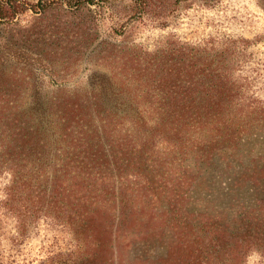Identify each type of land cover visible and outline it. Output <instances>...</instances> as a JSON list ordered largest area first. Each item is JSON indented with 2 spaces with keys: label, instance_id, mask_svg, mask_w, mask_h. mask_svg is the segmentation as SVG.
<instances>
[{
  "label": "trees",
  "instance_id": "obj_1",
  "mask_svg": "<svg viewBox=\"0 0 264 264\" xmlns=\"http://www.w3.org/2000/svg\"><path fill=\"white\" fill-rule=\"evenodd\" d=\"M64 1L73 15L97 0ZM62 3L0 0V22L26 11L38 14L33 20L39 22L52 4ZM30 30L3 40L7 50L0 51V62L13 69L0 73V174L8 176L0 188V242L2 218L13 220L11 240L47 218L71 231L75 248L38 264H243L250 253L264 258V197L247 206L235 194L228 216L186 209L191 188L207 184L206 167L218 163L217 173L225 175L233 169L231 158L240 156V139L264 133V100L247 94L236 68L253 41L165 37L152 50H113L103 40L96 49L113 54L111 75L91 73L84 87L32 86L33 98L21 103L13 96L22 86L12 78L26 63L18 68L13 59L39 44ZM90 35L84 34L87 44ZM127 103L138 117L121 110ZM230 174L237 185L264 186V153ZM162 201L170 219L158 208ZM153 235L165 245L164 258L132 253Z\"/></svg>",
  "mask_w": 264,
  "mask_h": 264
},
{
  "label": "rangeland",
  "instance_id": "obj_2",
  "mask_svg": "<svg viewBox=\"0 0 264 264\" xmlns=\"http://www.w3.org/2000/svg\"><path fill=\"white\" fill-rule=\"evenodd\" d=\"M62 1V4H52L39 22L33 20L38 14L30 11L17 15L12 21L0 22V51L7 50L2 45L3 40L19 35L23 29L30 28L29 32L38 34L39 44L29 52L30 55L20 53L13 59L19 64L18 68L26 63L30 70L26 67L14 69L17 72L13 82L21 85L22 90L13 97L21 103L33 98L32 86L43 90L84 87L91 73L111 75L108 69L112 66L109 60L113 54L97 53L96 49L103 40L114 45L113 50H125L132 45L152 50L165 37L189 43L223 37H243L253 41L244 50L245 56L236 68L248 85L247 94L264 100V0H97L73 15ZM88 32L93 37L89 44L84 38ZM2 62L0 73L13 71ZM25 87L27 89L23 90ZM42 93L38 95L42 96ZM119 106L138 117L137 109L130 103L127 107ZM239 142L240 156L231 158L233 169L220 175L216 166L222 165L216 163L206 167L207 184L201 182L191 188L192 198L186 209L228 216L235 194L247 206H252L256 198L264 197V186L237 185L230 174L249 164L255 154L264 153V133L243 136ZM7 178L6 174H0V188ZM158 208L170 219L165 202L162 201ZM2 221L5 235L0 245L5 264H38L48 256L75 248L71 231L47 218L40 219L30 234L17 240H11L15 236L12 218L7 216ZM132 253L158 261L165 256V245L153 235L149 241L137 244ZM243 264H264V258L250 253Z\"/></svg>",
  "mask_w": 264,
  "mask_h": 264
}]
</instances>
